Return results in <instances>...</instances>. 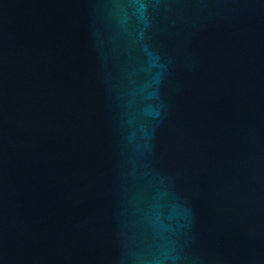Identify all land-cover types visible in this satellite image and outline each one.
<instances>
[{
    "label": "water",
    "instance_id": "obj_1",
    "mask_svg": "<svg viewBox=\"0 0 264 264\" xmlns=\"http://www.w3.org/2000/svg\"><path fill=\"white\" fill-rule=\"evenodd\" d=\"M0 264H264V0H0Z\"/></svg>",
    "mask_w": 264,
    "mask_h": 264
}]
</instances>
